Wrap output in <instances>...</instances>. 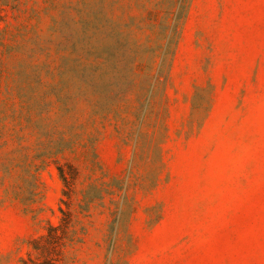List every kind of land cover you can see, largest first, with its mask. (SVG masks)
Segmentation results:
<instances>
[{"label": "rangeland", "instance_id": "rangeland-1", "mask_svg": "<svg viewBox=\"0 0 264 264\" xmlns=\"http://www.w3.org/2000/svg\"><path fill=\"white\" fill-rule=\"evenodd\" d=\"M263 66L264 0H0V264H259Z\"/></svg>", "mask_w": 264, "mask_h": 264}, {"label": "trees", "instance_id": "trees-1", "mask_svg": "<svg viewBox=\"0 0 264 264\" xmlns=\"http://www.w3.org/2000/svg\"><path fill=\"white\" fill-rule=\"evenodd\" d=\"M59 175H60L61 179H63L64 184H66V180H65L66 178L64 177V172H62V169H60V168H59ZM60 211H61V213H62L63 215H65V214H64V211H63L62 209H60ZM63 226H64V225H61V228H63ZM50 230L53 231L54 228L50 227ZM50 234H51V233H49V235H50ZM49 235H47V236H49ZM45 238H46V236H45Z\"/></svg>", "mask_w": 264, "mask_h": 264}]
</instances>
